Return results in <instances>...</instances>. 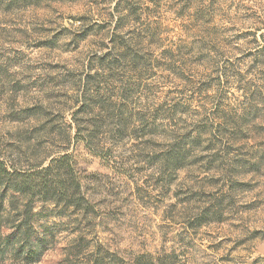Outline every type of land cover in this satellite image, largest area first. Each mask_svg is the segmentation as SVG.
I'll list each match as a JSON object with an SVG mask.
<instances>
[{"label":"clouds","instance_id":"1","mask_svg":"<svg viewBox=\"0 0 264 264\" xmlns=\"http://www.w3.org/2000/svg\"><path fill=\"white\" fill-rule=\"evenodd\" d=\"M0 264H264V0H0Z\"/></svg>","mask_w":264,"mask_h":264}]
</instances>
